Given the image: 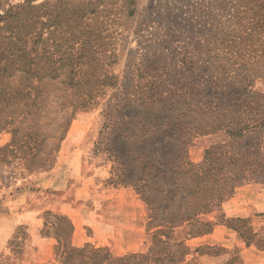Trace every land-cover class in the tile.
I'll return each mask as SVG.
<instances>
[{"label":"rangeland","instance_id":"374dc122","mask_svg":"<svg viewBox=\"0 0 264 264\" xmlns=\"http://www.w3.org/2000/svg\"><path fill=\"white\" fill-rule=\"evenodd\" d=\"M209 1L0 0V264H58L57 214L73 225L70 243L86 247L69 264H87L96 248L94 264L132 253L146 256L125 264H264V124L226 132L242 115L251 125L264 118L254 104L264 78L246 96L198 66L224 61L175 51L200 38ZM228 142L251 163L237 181L227 165L195 176L205 151ZM211 180L233 190L199 215L210 230L168 232L183 241L182 257L169 239L154 244L168 230L149 205L179 216L188 203L180 200L194 192L189 199L202 201L196 188ZM210 186L207 194L221 192ZM129 208L142 211L144 244L123 253L134 236L108 229ZM118 238V255L96 244Z\"/></svg>","mask_w":264,"mask_h":264},{"label":"trees","instance_id":"16d2710c","mask_svg":"<svg viewBox=\"0 0 264 264\" xmlns=\"http://www.w3.org/2000/svg\"><path fill=\"white\" fill-rule=\"evenodd\" d=\"M207 8V9H206ZM207 20L203 21L202 32L200 38L197 40H191L192 49L186 44H183L181 50H175L177 54L182 56V59L191 57L194 53H198V56L207 57L210 61L220 60L219 62H203L198 66L209 65V79L212 83L219 84L222 87L235 86L240 88L242 92H246V96L251 93L250 87L254 80L258 77L264 78V0H213L209 1L205 7ZM194 65H197L194 61H188ZM258 99L254 100V104L257 108L264 107V95L256 94ZM262 98V99H260ZM249 111L256 110L251 106L247 107ZM241 110L242 113L245 112ZM237 114V112H236ZM255 123L250 124V118L246 115H242L235 121L230 122L226 132L229 136L235 137L240 135L245 130H253L257 126L264 124V118L256 116ZM234 146L232 142L225 144L211 145L205 151L206 166L198 167L195 176H206L209 171L215 172L222 168V165H227L231 177H237L240 175V171L246 170V167L251 163L247 159H243V155L240 152L233 150ZM221 150V152H219ZM220 157V158H219ZM258 163V162H254ZM191 163H189L190 165ZM237 181V179L235 178ZM215 184L217 188H221V192L217 194L208 193L211 189L210 185ZM202 187V188H200ZM233 186L229 184H221L218 180H211L206 184L198 185L196 190L203 194L202 201H195L189 199V195L186 194L180 201H187L185 210L179 216L165 217L155 214L157 206L149 205V198L145 196V201L148 203L152 215L158 220L155 224L156 227L161 226L167 228L168 231L161 229L159 234L165 236V240H162L156 235L152 236V242H169L181 249L180 256L185 254L186 247L183 241H177L168 232H173V229L182 224L190 226L189 235H200L207 233L210 230V223L199 219V215L212 210L217 206L214 201H222L221 195L229 196L232 193ZM214 197V198H212ZM163 205L166 206L164 212L169 213V207L165 203L166 198L162 197ZM49 213V212H47ZM154 213V214H153ZM170 214V213H169ZM58 223L53 226V231L56 239L55 252L58 258V264H69V258L73 255L75 257H82L85 253L86 247H75L70 243V237L73 232V225L71 221L64 215L57 214ZM177 217V218H176ZM149 224L152 221L149 220ZM52 226V225H51ZM195 228V229H194ZM194 229V230H193ZM157 233V232H156ZM89 246V245H87ZM93 248V246H91ZM101 248L93 249L94 254H88L87 264H94L96 262L95 254L100 251ZM108 253V249H103ZM146 255L142 253H132L126 257H115L105 260L104 264H125L124 262L130 258H144ZM178 258V261L181 259ZM106 257L103 258V260ZM169 260L174 261L173 255H169ZM156 258L150 257L149 262H156ZM139 264V262H135ZM148 263V264H151Z\"/></svg>","mask_w":264,"mask_h":264},{"label":"crops","instance_id":"0c3cea01","mask_svg":"<svg viewBox=\"0 0 264 264\" xmlns=\"http://www.w3.org/2000/svg\"><path fill=\"white\" fill-rule=\"evenodd\" d=\"M136 206L141 207L139 204L138 205L136 204ZM129 209L132 211L133 215L126 216V214L124 215L123 212H121L122 213L121 217H118V218L114 219L113 222H110V223H112V229L110 227H108L111 229V230L108 229L111 233L119 232V233H121V235L123 234L122 236L120 235L121 240L123 239L124 236H126V237H129L131 235L134 236L133 239L135 241V244H137V245L134 246V249H130V247L128 245H126L127 249L123 253H126L128 251L129 252L130 251H141L142 249H140V245L144 244V239L141 240L142 237L140 238V235H139V233L141 232V228H142L141 227L142 211H140V210L137 211L134 208H132V209L129 208ZM142 225H144V223ZM137 227L139 229H137ZM117 240H119V243L108 244L107 242L106 243L102 242L104 244H100V243H96V244L102 245L103 247H106V248L110 247L112 252H113V249H115L116 252L114 251V254L118 255L121 253H118L117 250L119 249V247L123 246L125 243L120 242L119 238ZM95 246H97V245H95Z\"/></svg>","mask_w":264,"mask_h":264}]
</instances>
